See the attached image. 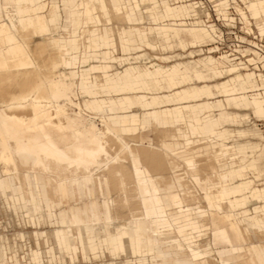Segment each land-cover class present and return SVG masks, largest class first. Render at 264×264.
Segmentation results:
<instances>
[{"label": "crops", "instance_id": "0c3cea01", "mask_svg": "<svg viewBox=\"0 0 264 264\" xmlns=\"http://www.w3.org/2000/svg\"><path fill=\"white\" fill-rule=\"evenodd\" d=\"M48 1L55 6L53 21L57 22L60 29L65 31V33L60 32L54 39L56 42L63 41L70 45L74 52L75 60L71 66H58V71L61 73L66 91L61 96L54 97L47 115L37 112L31 115L25 124L16 122L15 127L18 130L19 136L33 145H52L57 151L70 159L90 161L91 157L88 152L98 149L95 139L99 136L100 128L96 130L94 126H90L88 129H85L81 126L84 122L79 105L82 104L83 106L89 99H93L95 103V106L91 107L94 109L95 112H93L96 113L97 119H99V115L106 114L101 107L100 100L106 99L109 102L113 110L110 112L111 117L108 120V124L112 123V127H109L113 131L115 130V134L124 135L139 128V109L143 110L141 118H149V123H141V127L143 128L152 126V118L156 116L160 127L175 125L173 132L179 135L180 142L189 141L187 139L188 133L184 131L185 128L189 130L190 134L197 133L202 142L204 141L203 143H193V141L191 144L185 143L181 145L180 150H176L171 141L163 139V143L173 155L180 158L196 156V150H200L203 153L205 150L215 148L217 150L215 164L218 172H229L228 184L233 185V187H230V190L231 192L234 191L229 196V199L236 202L238 206L221 195L222 198L215 200L214 194H217L215 190L222 186H227V181L217 179L221 182L220 186L211 187V192L204 191V195L207 197L209 203L208 223L205 222L208 226L205 227V230L207 229L212 250L217 254V257H215L218 260V264H233L247 259V245H250L252 248L257 264H264V241L257 239V243L252 241L249 244L244 231V228L247 231H254L264 227V205L253 202V213L249 215L251 227L248 225L243 214L247 209L245 205L250 198L264 202V188H261V186H264V182L259 186L247 174V170H252L254 178L264 175V171L257 170L256 167L258 160H264V147L259 143L252 142H248L246 145H232L228 142L230 137L235 135L245 136L249 133L250 135L262 134V137L264 136V130L249 132L247 128L243 127L244 124H249L252 118L264 120V102L257 93H254L258 86L256 73L254 71L242 72L241 69L244 67L242 62H232L225 56H222L218 60L212 55H205L200 59H188L186 62L177 61L171 65H162L151 59H145L148 57L145 53L135 55L136 62L142 63V66L135 64L134 61V64H129L122 70L116 67V71L111 72L110 69L115 66V62L121 64L127 58L131 59V57L114 56L111 53L109 47L113 44V41L108 33L109 26L106 25L105 29L101 26V30L98 27H95V29L88 28L85 30L86 33L82 34L83 37L76 33L75 25L78 23L80 16H86L94 23H97L99 22V15H95V10L99 9L101 12H104L110 7L111 3L112 10L119 6L127 10L123 14L126 28L120 30V26H116V33L125 34L123 37H125L127 42L135 43L139 40L140 43L154 48L156 44L149 41L148 32H150L162 37V43H165V46H170V43L171 45L174 43L183 51H187L190 47L195 48L203 45L211 38L212 28H207L200 21L189 23L186 20V17L190 16L192 12H197L194 5L195 2H189L194 7V10H191L187 7L188 3H185V0L172 1L173 3H178L177 5L170 4L169 0H149L151 4L154 1L160 10L157 19L147 12V5L142 6L145 3L144 0H130L131 4L122 1L116 2V0L113 2H111L112 0H97V2L90 0L92 9H87L85 0ZM217 1L220 6H224L226 2L225 0ZM57 2L61 3V7L57 5ZM11 3V0H0V11L3 12L0 22L4 18V6ZM258 3L259 9L257 11L250 7V2L247 5L250 15L257 22H259L260 19L258 18L260 16L264 17V0H259ZM72 6L74 9H71ZM68 8L69 11L66 14V9ZM61 12L64 14L63 25L59 24V20L62 17ZM143 15L146 16L144 21L149 22V20H153L152 26L146 25L147 32L139 30L135 24L141 21L140 16ZM92 17L94 20H92ZM172 19L176 21V27L168 29V23H172L170 21ZM179 21H186L189 27H179ZM260 25V32L264 33V23H260ZM130 27L136 32L138 39H127L126 31ZM86 35L89 37L88 41L85 38ZM81 47L82 51L80 52ZM101 48L104 49L103 56L99 59L101 63H90L88 68H83L84 63H88V58L90 57L86 52L92 50L96 54ZM80 53H82V56H80ZM189 54L193 57V50H190ZM167 57L163 56L162 58L167 59ZM112 58H116V61L113 62ZM130 63L133 62L131 61ZM60 67L68 70L67 73L60 70ZM177 68L183 72L179 76ZM86 71L90 72L91 79L89 83L85 80L89 76ZM217 71L220 72L219 75H217ZM194 73L200 76V80H197V82H203L202 84H195V81H193ZM97 75H101L103 85L96 84ZM216 78H222V80L212 84L207 83ZM185 83H190L191 85L183 87ZM87 90L88 93L86 92ZM76 92L84 95L81 103L73 99L76 96ZM126 92L136 94L132 97L125 94ZM3 98H6V96H3ZM55 102L62 106L56 108L57 104ZM75 104L78 105L79 111L71 116L68 111V105ZM231 108L234 110H231ZM55 114H57L56 117L54 116ZM96 118L91 117L89 119L94 120ZM178 123L182 125H178ZM189 123L194 125L193 129H190ZM51 128L59 132H63L64 129L70 130L71 136L77 138L79 143L76 145L72 139L69 140L67 138L65 133H61L59 135L60 138L67 140V142L60 144L52 134ZM44 132L48 135H44ZM215 138H222V140ZM130 139L138 140L142 143L140 135ZM118 152L119 150L115 153L118 154ZM240 152L244 154L238 155ZM224 153L237 154V156L231 159H224ZM246 153L249 155L247 156ZM115 156V154L112 155L107 163L113 160ZM228 162L232 163L229 166H225ZM9 163H14L17 166V161L15 159L12 160L7 136L4 130L0 128V164L2 165V169L0 168V192H4L5 195L11 193L9 196L15 202L13 205L21 208L27 216V221L32 224L30 230H20L17 232V235L20 237H32L36 243L42 245V247L38 246L32 253V258L36 264H43V258H46L47 261L52 260L53 264H95L91 261L90 257L102 254L103 250L110 257H115L113 254L117 256L122 252V254L127 255L123 243L127 238L123 240L118 238L116 240L114 231L105 224V222L110 223L112 221L107 203L109 200L115 201L114 196H107L108 192L111 193L107 183L103 182V190L97 193L94 182L91 181L88 186L90 194H87L85 179L79 176L77 179L79 185L72 192H69L68 183L63 178L59 181V188L57 190L59 197L56 198L53 197L52 192L49 193L50 190L45 175H41L39 178L34 179V181H30L33 185V188H30L28 186L29 182L20 180L21 177L18 174L17 176L11 174ZM141 164L148 171V174L153 177L156 176L153 172L149 171L146 162H142ZM105 166L106 164L104 163H98L96 166L97 171L101 172ZM118 166L120 167V165ZM164 169L167 171H163L157 174V176H169L174 180L176 185L186 182L189 184L188 187L191 190L192 186H190L191 184L188 181L199 188L200 191L203 184L207 185L213 182V180H209L207 177V165L202 173V176L205 177L204 180H201L199 175L189 177L186 171L179 166L171 169L166 164ZM182 170L186 176L184 180L177 174L178 171ZM81 178L84 180V183L81 182ZM22 185L26 188L23 189ZM77 191H82L89 197L76 195L74 198ZM159 194L158 192V198ZM161 198L162 195L160 196ZM221 199L225 200L226 203L229 201L228 209L213 207L212 203L221 201ZM66 201L67 204H64ZM90 201H94L95 203L89 204ZM94 204L96 205V222L93 221L92 213L89 211ZM82 205H85V210L81 209ZM44 209L47 211L46 215L48 218L43 216L42 211ZM56 209H58V212H56ZM129 215H131V218H125L126 224L123 226L133 228L136 226V223L132 221L133 215ZM106 217H108V220L104 221ZM147 221H150V219L147 218L146 223ZM44 222L53 224V228L48 231V229L38 226ZM160 229L157 226L152 227L155 239L165 238L160 236ZM179 229L181 228L179 227ZM61 230L68 233L66 236V246L63 244ZM195 231L200 232V236L206 233L204 232V222L201 225L198 224ZM74 232L77 243L74 240ZM129 239V250L130 253L134 254L135 259H129L128 262L132 263V261L138 260L139 264H147V255L143 256L138 251L139 247L142 249L143 245H138L132 235H129ZM165 241L159 244L155 243L154 249L157 248V245L161 246L166 243ZM73 247L75 249H79L80 247V251L75 252ZM153 252L152 250L148 254L150 255L151 264H195L189 256V260L184 261L183 256L176 251H174V255L159 254L160 256L153 255ZM243 252L245 254H242ZM105 264H116V261L110 259Z\"/></svg>", "mask_w": 264, "mask_h": 264}, {"label": "bare ground", "instance_id": "6f19581e", "mask_svg": "<svg viewBox=\"0 0 264 264\" xmlns=\"http://www.w3.org/2000/svg\"><path fill=\"white\" fill-rule=\"evenodd\" d=\"M11 1V4L4 6V18L3 21L0 22V79L5 81L6 77H12L9 78V81L6 79L8 82L4 83V85L6 84L5 86L8 87V84L11 85L14 83V81H12V83L10 81L13 79V76L17 78H28L27 80H29L30 77L32 79L34 77L36 78L35 83L32 85L30 84V86L27 84V87L25 86V80H21L22 83L24 82L25 88L22 90L19 89L18 91H14L13 89L12 91L9 90L10 92L6 94V98L0 95V128L4 130L13 158L17 161V166H15L14 163H10V167L13 170L12 175L17 176L18 174L22 178H20V180L29 182L28 186L30 188H33L30 181H34V179L39 178V176L45 175L50 190L49 193L52 192L53 197L56 198L59 197L57 193L59 181L63 178H65L68 183V191L72 192L74 188L79 185L77 180L78 177H83L86 182L85 187L87 194H90L88 186L91 181L94 182L97 193L103 190V182H105V184L107 183V185H109L115 197V201L109 200L107 203L112 221L110 223L105 222V224L116 231L117 234L119 231L131 233L138 245L146 246L151 252L154 249V245L156 246L152 227L157 226L161 228V233H159L160 236L169 239V242L161 246L157 245V253L169 254L176 251L182 256H189L194 262H197V260L201 258L204 259V263L198 262L197 264H218L217 258L215 257L213 259V255H210L213 250L208 235L206 238L202 239L201 236L198 237L187 230L179 229L178 226L179 221L182 219L187 221L193 220L194 222L197 221L200 225L204 220L208 223L209 203L207 197L205 195L200 197V189L190 181L192 190L190 187H184L185 182L178 184L180 188L177 189L175 188L176 185L172 178L169 176L153 177L148 174V171L143 168L141 164L142 162H146L150 172L164 169L166 164L170 166L171 169L175 166H179L186 171L189 177L199 175L201 180L205 178L202 176V173L207 165V177L209 180H214L216 178L222 181H228L229 172H218L217 170L215 164L217 150L215 148L203 151L201 156L194 155L189 158H180L173 155V153L164 146L163 137H161V135L159 136L162 139L160 140L159 138L158 143L155 142L157 141V139H155L154 142L143 144L138 140L128 139L123 134H115L113 129H110L108 125V120L111 117L110 112L113 109L106 99L100 100L101 107L106 114L99 115L101 127L99 136L95 139L98 149L88 152L91 157L90 161L70 159L57 151L52 145H33L19 136L18 130L15 127L16 122L25 124L28 122V118L37 112L47 115L54 97H59L66 91L61 73L54 70L53 66L55 64L71 66L74 63L75 55L70 45L63 41L56 42L54 39L56 36L49 34L52 28L50 25V16L48 14L38 13L39 15H37V17L33 14L24 15L22 13V4L25 0ZM28 1L30 4L34 5L39 12L43 11L47 6V0ZM144 1L147 3L149 0ZM171 1L178 2L183 0ZM212 1L215 10L221 14L222 17L231 19V17H227L226 8V14L224 15L218 8V6H220L218 2ZM85 3L87 9H92L90 0H85ZM202 7L203 6L199 3V8L201 9ZM195 8H197V5ZM146 9L148 13L154 11L153 5L146 6ZM204 10H202L200 17L194 12L188 16L186 20L189 23L200 21L206 25L207 28H212L210 38L212 41L216 27L214 23L204 20L203 16L208 13L206 8ZM113 11L116 15L125 14L127 12L125 8L120 6L114 8ZM238 11L240 13L244 12L241 7L238 8ZM159 13L160 10L157 9L154 12V16L158 18ZM102 15L103 12L101 16ZM260 17L258 18L260 19L259 21L264 23V17ZM192 18H198V20L191 21L193 20ZM104 22H102L103 29L106 27ZM185 24V21L178 22L179 27L185 26ZM90 29H95V27H90ZM40 33L44 35L39 36ZM34 38H37V40L35 39L36 43L38 42L37 44L45 49H43L45 53L43 51V53L41 52L43 54L41 57L36 55L38 54L37 50L39 46H36L35 42L36 47L33 46ZM248 45L249 46L243 50H248L254 57L244 58L243 60L239 58L236 61V59L229 57L225 52H213L211 49H209V52L214 53L217 59L225 56L236 63L242 62V65H244L247 70L252 68L258 80V86L254 93H257L264 102V71L260 70L258 64V62L262 61V58L260 53L253 47V42L248 43ZM35 48L38 49L36 50ZM115 69L116 66L112 67L110 71L114 72ZM45 70H49L51 74L48 73L50 74L48 75L47 72L45 74L43 72ZM18 80L20 79H17V81ZM15 83L17 84L16 81ZM96 84L103 85L101 75L96 76ZM13 85H11V88ZM5 86L3 87L5 88ZM24 86L22 85V87ZM16 87L18 86L16 85ZM86 92L88 93V90ZM88 108L94 111L91 106H88ZM152 126L155 130L161 131L156 116L152 118ZM189 127L193 129L194 125L189 123ZM165 131V135L162 136L170 135V140L176 150H180L182 144L189 143V141L180 142L177 133L169 132V130V133H167V130ZM155 132L156 131H154V134ZM111 138H114L115 142H111ZM114 143L119 145V147H112L111 144ZM117 150H119L118 154L115 153ZM114 154L116 156L113 160L107 163ZM240 154L244 153L240 152L238 155ZM246 155L248 156L249 154L246 153ZM236 156L237 154L224 153V159H231ZM98 163L106 164L101 172L97 171L96 166ZM118 165H120V167ZM16 168L18 170L20 168L19 173L15 171ZM22 188L24 189L26 187L22 185ZM161 190L165 191L167 195L160 199L157 194ZM257 190L259 191L258 188ZM215 192L221 196L227 197V193L231 192V190L228 189L227 186H222L216 189ZM180 198L182 200H180ZM197 201H199V204L197 203L198 205L196 204ZM221 201L219 200L212 203L213 207L228 209L230 204L229 201H227V205L224 204L226 203L225 200L221 199ZM93 206L96 208L95 204ZM114 208L115 211L116 209L118 210L117 212L119 214L123 212L127 215L132 214V221L136 223V226L133 228L123 226L126 224L125 218L121 217V219H116L112 214ZM117 212L115 213L117 214ZM172 215L175 216L172 217ZM120 216H122V214ZM147 218L151 221V227H148L146 224ZM20 230L26 229H16L13 227L10 232H4V235L0 234V239L4 242L5 248L4 256L0 253V264H36L32 258V253L38 246L42 247V245L36 243L33 238H31L33 239L31 243L29 236H18L17 232ZM244 231L249 244L254 241L251 234L253 232L256 239L264 241V227L259 230H254L253 232L247 231L244 228ZM60 233L61 235L68 234L62 230ZM148 233H150V236H148ZM74 235L75 243H77L75 232ZM117 238H120V236L118 235ZM17 239L20 240L18 243ZM142 241H144V243H142ZM246 251L248 253L247 259L237 261L233 264H257L250 245H247ZM43 264H53V261H47L46 258H43Z\"/></svg>", "mask_w": 264, "mask_h": 264}, {"label": "rangeland", "instance_id": "374dc122", "mask_svg": "<svg viewBox=\"0 0 264 264\" xmlns=\"http://www.w3.org/2000/svg\"><path fill=\"white\" fill-rule=\"evenodd\" d=\"M96 2H97V0H95ZM114 0H112L111 2H113ZM118 1H122V2H125V3H127V4H131V1L130 0H116V2H118ZM210 1H212V0H210ZM222 1V0H221ZM226 2V5H224V6H218V8H219V10H220V12L222 13V14H226V12H225V8L227 7V4H228V0H225ZM233 1V6H234V10H235V13L237 14V18L240 20V22H242V26L245 28V30H247V31H249V30H251V31H255V30H257L258 32H260L261 31V25H260V23L259 22H257V20L255 19V18H253L251 15H250V12H249V10L247 9V5H249V2H250V7L253 9V10H258L259 9V0H254V1H252V0H232ZM185 3H188V6L187 7H189L191 10H194V7L192 6V4H190L189 2H195L194 3V5L196 6L197 5V8H195L196 9V11L197 12H195V13H197L198 14V16L200 17V15H201V13H202V10H204L205 9V6L204 5H202L203 7L200 9L199 8V3H197V0H185L184 1ZM215 2H218L217 0H215ZM214 2V3H215ZM169 3L170 4H172V5H177L178 3H173L171 0H169ZM219 3V2H218ZM80 7H81V1H80ZM114 4V3H113ZM147 4V6H149V5H153V10L154 11H152L151 13H149L150 15H152V16H154V12L157 10V9H159L157 6H156V4L154 3V1H153V4H151L150 3V1H147V3H144V4H142V6L143 5H146ZM57 5H59V7H61V3L59 2H57ZM109 5V4H108ZM238 6V7H237ZM109 7V6H108ZM237 7V8H236ZM239 7H241L242 9H243V11L245 12L244 14H241L239 11H238V8ZM254 7H256V8H254ZM70 8V7H69ZM69 8L68 9H66V14H67V12L69 11ZM215 8V7H214ZM71 9H74V7L72 6L71 7ZM54 10H55V6H54V4L53 3H50L48 0H47V6H46V8L43 10V11H37V9L35 8V6L34 5H32V4H30V2L28 1V0H25L24 2H23V11H22V13L24 14V15H30V14H33L35 17H37V15H39L38 13H40V14H48L49 16H50V25H51V28H52V30L49 32V34L50 35H53V36H57V35H59L60 34V32L61 33H65V31L63 30V29H60V27H59V25H58V23L57 22H54L53 21V16H55V14H54ZM205 11V10H204ZM194 12H192V13H194ZM62 13V17L60 18V20H59V24L60 25H63V23H64V14H63V12H61ZM95 15H99V22H97V23H94L93 21H91V19H89L88 17H86V16H80L79 18H78V23L75 25L76 26V33L78 34V35H82L83 33H86L85 32V30L86 29H88V28H90V27H98L99 28V30H101V26L103 25L102 24V22H104L107 26H109L108 27V33H109V36H110V38H111V40L113 41V44L109 47V49H110V51H111V53L114 55V56H124V57H128V56H130L131 57V59H126L124 62H122L121 64H119L118 62H115L116 61V58H112V60H113V62H115L114 64H115V66L117 67V68H119V70H122V69H124L125 67H127L129 64L131 65V64H134V61H135V64H139L140 66H142L143 64L142 63H138V61L136 62V58H134V56L136 55V54H140V53H145V55L146 56H148V57H146L145 59H151L152 61H156V62H158V63H160V64H162V65H171L172 63H174V62H177V61H182V62H186L188 59H196V58H198V59H200V58H202L203 56H205V55H212V56H214L215 58H216V55L214 54V53H210L209 52V49H211V47H213V45H211V40H208L207 42H205L203 45H201V46H197V47H195V48H189V49H187V51H183L177 44H172L171 45V43H170V46L169 45H167V46H165V43H162L163 42V39H162V37H160V36H158L157 34H154V33H150V32H148V36H149V41L150 42H152V43H155L156 44V46L154 47V48H151V47H149L148 45H145L144 43H140L139 42V40H137L135 43L134 42H127V40H125V37H123L125 34H123V33H119V32H117L116 33V26L117 25H119L120 26V30H122V28H126V26H125V24H124V20H125V17H124V15L123 14H120V15H116V13L111 9V3H110V7L106 10V11H104L103 12V15L105 16H101V14H102V12L99 10V9H96L95 10ZM2 14H3V12L2 11H0V19H2ZM86 14V13H85ZM141 14V13H140ZM87 15V14H86ZM142 15V14H141ZM103 17V18H102ZM145 17L146 16H140V22H136L135 24H136V27H138V29L139 30H141V31H148V29L146 28V25H148V26H152L153 25V20H149V22L148 21H144V19H145ZM227 17H231V20L234 18L232 15H229L228 14V12H227ZM155 18H157V17H155ZM187 18V17H186ZM102 19V20H101ZM158 19V18H157ZM193 20H191V21H195V20H198V18H196V19H194V18H192ZM225 19H229V18H225ZM92 20H94V18L92 17ZM230 20V19H229ZM172 23H168V29H171L172 27L174 28V27H176V21L175 20H170ZM185 23H186V21H185ZM93 24V25H92ZM94 24H95V26H94ZM189 27V25L186 23L185 24V26H182V28H188ZM192 30V29H191ZM127 39H138L137 37H138V35L136 34V32L133 30V28L132 27H130V28H128L127 29ZM117 34V35H116ZM44 34L43 33H40L39 34V36H43ZM86 40L88 41L89 40V37H88V35H86ZM35 39L37 40V38H34V41H33V46H35V43H36V41H35ZM67 40V39H66ZM35 42V43H34ZM38 43V42H37ZM36 43V46H39L38 48H35L36 50H37V52H38V54H36V55H38L39 57H41V56H43V52L45 53V51H43V49H44V47H41L39 44H37ZM162 43V44H161ZM250 43V42H249ZM137 44V45H136ZM35 46V47H36ZM137 46H139V48H137ZM247 46H249V45H247ZM246 45L244 46V48H246L247 47ZM41 47V48H40ZM41 50V51H40ZM45 50V49H44ZM190 50H193V57H191V54H189V51ZM43 51V52H42ZM80 52L82 51V47H81V49L79 50ZM42 52V53H41ZM103 52H104V49H102L101 48V50H99L96 54H95V52H92V50H90V51H88V52H86V54L88 55V56H90L89 58H88V63H84V66H83V68H88V66L90 65V63H95V64H100L101 63V61L99 60L102 56H103ZM40 53H41V55H40ZM81 55L80 56H82V53H80ZM246 54V55H245ZM244 55H245V58H249V57H254L251 53H249V51L247 50V53H245ZM163 56H168L167 57V59H165V58H162ZM93 57V58H92ZM133 57V58H132ZM241 59V58H240ZM219 60V59H218ZM238 59H236V61H237ZM241 60H243V59H241ZM133 62V63H130V62ZM232 62H235V61H232ZM142 64V65H141ZM58 66H61L60 64H55L54 66H53V69L54 70H57L58 71ZM123 66V67H122ZM60 70H62L63 72H65V73H67V71L68 70H66V69H64L63 67H60ZM251 71H253V69L251 68L250 69ZM250 70H247L246 69V67H243L242 69H241V71L242 72H246V71H250ZM116 71V70H115ZM114 71V72H115ZM45 74H46V72H47V74L48 73H50L51 74V72L49 71V70H45V71H43ZM177 72H178V76L179 75H181L183 72H182V70L181 69H179V68H177ZM257 72V71H256ZM86 73L89 75L90 74V72L89 71H86ZM219 71H217V75H219ZM50 74H48V75H50ZM188 76H189V79L191 80V77H190V75L188 74ZM196 76V77H195ZM5 78V77H4ZM9 78H12V77H9ZM9 78L8 77H6V79L9 81ZM16 78V79H15ZM31 78V77H30ZM30 78H29V80H27L28 78H24V77H20V78H17V77H15V76H13V79H11L10 81H11V83H12V81H14V83H12L11 85H13L12 86V88H11V85H9L8 84V87H6L5 85H4V83H7L8 81L5 79V81H3L2 79H0L1 81H3V82H1L0 81V95L1 96H7L6 94L8 93L9 94V92L10 91H12V89L14 90V91H18L19 89L20 90H22V89H24L25 88V86L27 87L28 85L30 86V84L32 85V84H34L35 83V80H36V78L34 77L33 79L31 78V80H30ZM197 78V79H196ZM17 79H20V80H18L17 81ZM90 79H91V77H90V75L89 76H87L86 78H85V80L86 81H88V83H89V81H90ZM24 81L26 84H25V86H24V82L22 83V81ZM197 80H200V76L198 75V74H193V81H195V84H202L203 82H197ZM222 80V78H216L215 80L214 79H212V81H208L207 83H209V84H212V83H216V82H220ZM15 81L17 82V84L15 83ZM21 81V82H20ZM27 81V82H26ZM33 82V83H31V82ZM20 82V83H19ZM3 83V84H2ZM22 83V84H21ZM28 84V85H27ZM16 85L18 86V87H16ZM19 85H20V88H19ZM22 85L24 86V87H22ZM189 85H191L190 83H185L184 85H183V87H186V86H189ZM3 86H5V88L3 87ZM14 87V88H13ZM22 87V88H21ZM18 88V89H17ZM2 89V90H1ZM10 90V91H9ZM3 91H5V92H3ZM8 91V92H7ZM3 94H5V95H3ZM125 94H127V95H130V96H134L136 93H128V92H126ZM84 98V95L83 94H81V93H79V92H76V96L75 97H73V99L75 100V101H78V102H80L81 103V101H82V99ZM55 104H57L56 105V108H58V107H61L62 105H60V104H58L57 102H55ZM78 105L77 104H75V105H68V111H69V114L71 115V116H73L74 115V113H76V112H78L79 111V108L77 107ZM80 107H81V109H80V113H81V115H82V119H83V124L81 125L82 126V128H85V129H88L90 126H94L95 127V129L97 130V129H99L100 127H101V122L99 121V119H97L96 117V113H94L92 110H89V108L87 107V106H95V103L93 102V99H89V101L88 102H86L83 106H82V104H80L79 105ZM231 110H234L233 108H231ZM132 111H134V109H132ZM142 112H143V110L142 109H139V111H138V113H139V115H140V120H139V125H138V129H136V130H134L133 132H129V133H125L124 135H125V137L126 138H136L137 137V135H140L141 136V139H142V143L143 144H146L147 142H154L155 141V139H157V141H155V142H157L158 143V139L160 138V140L162 139L161 137H163V139H166L167 141H171L170 139H171V137H170V135H168V136H162V135H165L164 133L166 132L165 130H167V133H169V132H173V127L175 126H172V125H167V126H164V127H160L159 129H161V131L159 130V131H157V130H155L154 128H153V126H146V127H141V123H149V118H141V116H142ZM56 115L57 114H55L54 116L56 117ZM96 118V119H94V120H92V119H89V118ZM165 120H167V118H165ZM85 124V125H84ZM110 127H112V123H109L108 124ZM178 125H182L181 123H178ZM230 127H232L233 128V126L232 125H230ZM243 127L244 128H247V130H249V132H255V131H262V130H264V120H257V119H255V118H252L251 119V122L249 123V124H244L243 125ZM235 128V127H234ZM52 130H51V132H52V134L54 135V137L57 139V141L60 143V144H63L64 142H67V140H62L61 138H60V134L61 133H65L66 134V136H67V138L69 139V140H71L72 139V141L73 142H75L76 143V145L79 143V140L77 139V138H74L73 136H71V131L70 130H68V129H64L63 130V132L62 131H57L56 129H54V128H51ZM163 129H164V131H163ZM156 131L155 132V134H154V131ZM168 130H169V132H168ZM115 131V130H114ZM184 131L186 132V133H188V137H187V139H189V144H191L192 143V141H193V143L194 142H199V143H203L202 142V140L199 138V135L197 134V133H194V134H190L189 133V130L187 129V128H185L184 129ZM35 132H37V131H35ZM44 135H48L46 132H44L43 133ZM159 135H161V137L159 136ZM128 136V137H127ZM155 136V137H154ZM156 136H158V137H156ZM72 137V138H71ZM215 139H221L222 140V138H215ZM111 140V142L112 141H114L115 142V139L114 138H111L110 139ZM195 140H198V141H195ZM131 141V140H130ZM72 142V143H73ZM117 142V141H116ZM132 142V141H131ZM206 142V141H205ZM229 144H232V145H236V144H244V145H246L248 142H252V143H259V144H261V146L262 147H264V136L262 137V134L261 135H250L249 133H247L245 136H238V135H235V136H233V137H230V139H229ZM115 144V143H114ZM111 144L112 145V147H114L115 146V148L116 147H119V145H117V144ZM119 144V143H118ZM188 144V143H187ZM75 145V146H76ZM111 145H109V146H111ZM117 145V146H116ZM75 146H74V148H75ZM10 148V147H9ZM208 148V147H207ZM10 152H11V157H12V160H14V158H13V155H12V151H11V148H10ZM195 154L197 155V156H201L202 155V152L200 151V150H196L195 151ZM239 154V153H238ZM220 156V155H219ZM230 163H232V162H228V163H226V165L225 166H229V164ZM256 167H257V170H260V171H264V160H258L257 161V163H256ZM0 168L2 169V165L0 164ZM9 170L11 171V174H12V172H13V170H12V168L10 167V163H9ZM19 170H20V168H19ZM17 168L15 169V171L17 172V171H19ZM166 172L167 170L166 169H159V170H156V171H154L153 173L157 176V174H160L161 172ZM248 171V176L250 177V178H252V179H254V183L255 184H258L259 186L260 185H262L263 184V182H264V175H261V176H258V177H253V173H252V170H247ZM106 173V172H105ZM177 174H179L182 178H183V180L184 179H186V176H185V174L183 173V170L182 171H178L177 172ZM155 176V177H156ZM81 182L82 183H84V180L81 178ZM188 183H190L189 181H188ZM227 183V188L228 189H230V187H233V185H230V184H228V181L226 182ZM176 185V184H175ZM188 185L189 184H186V182H185V185H184V187L185 188H187L188 187ZM221 185V182H219L217 179H215V180H213V182H211V183H209V184H203L201 187V192L199 193L200 195V197L201 196H204V191H207V192H211V187L212 188H214V187H216V186H220ZM109 186V185H108ZM175 188H177V189H179L180 188V186L179 185H176V187ZM261 188H264V186H261ZM111 191V190H110ZM234 191H232V192H229V193H227V197H226V200H230L229 199V196L233 193ZM160 194H159V198H160V196L162 195V198L165 196V195H167V193L165 192V191H160L159 192ZM9 195H11V193H8V194H6L5 195V193L4 192H0V219H1V221H0V224H3L4 225V229H1L0 228V232L1 233H7V228H8V226H14L16 229H20V228H24V229H26V230H30L31 228H32V224H30L28 221H27V216L25 215V213H23V211H22V209L21 208H19V207H16L17 205H13V203H15L14 202V200H12V198L9 196ZM76 195H80V196H82V197H89V196H87L86 195V193H83L82 191H77V193L74 195V198L76 197ZM102 196V195H101ZM107 196L108 197H113L114 196V194H113V191H111V193L110 192H108L107 193ZM263 196H264V193H263ZM214 197H215V200H218L219 198H222L219 194H214ZM180 200H182L181 198H180ZM199 200H201V199H199ZM230 201H232V200H230ZM201 202H203V201H201ZM222 202V201H221ZM233 203H235V205H237V203L236 202H234V201H232ZM253 202H257L258 204H262V205H264V202L263 201H258V200H255V199H253V198H250L249 199V201L246 203V205H245V208H247L244 212H243V214H244V218L246 219V221H247V223H248V225L251 227V223H250V221H249V215H252V213H253V209H252V207H253ZM93 203H95L94 201H90V203L89 204H93ZM199 204V201H197L196 202V204ZM204 203V202H203ZM202 203V204H203ZM64 204H67V201L64 203ZM197 204V205H198ZM201 204V205H202ZM225 205H227V203H224ZM223 204V205H224ZM64 206V205H63ZM62 206V207H63ZM85 205H82L81 206V209L82 210H85V207H84ZM179 206H181V205H179ZM238 206V205H237ZM162 207V206H161ZM88 209V208H87ZM81 210V211H82ZM89 210V209H88ZM91 213H92V216H93V221L94 222H96V208H95V206H92L91 207V209L89 210ZM105 211V210H104ZM113 211V216L116 218V219H121V217L122 218H131V215H127L126 213L124 214V212L123 213H118L117 211V209H116V211H115V208L112 210ZM56 212H58V209H56ZM115 212H117V214L115 213ZM191 212V211H190ZM189 212V213H190ZM42 213H43V216L44 217H47L48 218V216L46 215L47 214V211H46V209H44L43 211H42ZM119 214V215H118ZM122 214V216H120ZM191 214V213H190ZM108 220V217H106V220H104V221H107ZM204 222V232H206V233H204V234H202L201 235V238L203 239V238H206L207 237V234H208V232L205 230V227H207L208 226V224H206L205 223V220L203 221ZM148 226H151V221H147V223H146ZM199 223L196 221V222H194L193 220H191V221H187V220H180L179 221V227L181 228V229H183V230H187V231H189L190 233H192V234H195L196 236H198V237H200V232H196L195 231V229H196V227H197V225H198ZM200 225V224H199ZM39 227H41V228H44V229H48V231H50L52 228H53V224H49V223H47V222H44V223H40L39 225H38ZM156 228V227H155ZM113 230V229H112ZM114 231V230H113ZM116 231H114V233H115ZM251 232H253V230H251ZM159 233V232H158ZM161 233V232H160ZM252 234V237H253V240H254V242L255 243H257V239H256V237H255V235H254V232L253 233H251ZM120 236V235H122V236H120V238L123 240L125 237L127 238V240L126 241H124L123 243H124V246H125V248H126V254L127 255H125V254H122V253H120L119 255H115V254H113L115 257H110L109 256V254L105 251V250H103V253L102 254H100V255H98V256H96V257H90V259H91V261L93 262V263H95V264H105V262L106 261H108V260H110V259H112V260H114V261H116V264H139L138 263V260H135V261H132V263L131 262H128V260L129 259H135V256H134V254L133 253H130V250H129V235H131V233H129V232H123V231H119V233L117 234V232L115 233V238H116V240H118V238H117V236ZM66 236L67 235H62V240H63V244H64V246H66ZM148 236H150V233H148ZM204 236V237H203ZM65 237V238H64ZM70 237V236H69ZM158 237V236H157ZM156 237V238H157ZM32 237H29V240H30V242L32 243V240L33 239H31ZM49 238H50V240H51V236H50V233H49ZM71 239V238H70ZM164 240H166L165 242H169V239L168 238H164V239H155V243L156 244H159V243H162V242H164ZM234 240V239H233ZM235 242H236V240H234ZM73 249H74V251L76 252V251H80V247H79V249H75L74 247H73ZM156 249L157 248H155V249H153V255H156V256H160L159 254H163V253H157L156 252ZM139 251H140V254L141 255H143V256H146L147 255V257H148V260H147V264H151V260H150V255H148V254H150L151 252L149 251V249L147 248V247H145V246H142V249L139 247ZM212 252V251H211ZM130 253V254H129ZM170 254H173L174 255V252H172V253H167V254H164V255H170ZM242 254H245L244 252L242 253ZM212 257H213V259L215 258V256L217 257V254L215 253V252H212L211 254H210ZM66 257V256H65ZM183 259H185L184 261H187V260H189V257L188 256H183ZM204 261V259H199V260H197V262L195 261L194 263L195 264H197L198 262H203ZM204 263V262H203Z\"/></svg>", "mask_w": 264, "mask_h": 264}, {"label": "built area", "instance_id": "2783aa9c", "mask_svg": "<svg viewBox=\"0 0 264 264\" xmlns=\"http://www.w3.org/2000/svg\"><path fill=\"white\" fill-rule=\"evenodd\" d=\"M197 3L204 5L208 11L207 15L203 16L206 22H212L215 25V33L211 45L213 52H225L233 59H244L247 51L243 50L244 46L249 42H253V47L260 53L262 61L258 62L261 71H264V33L255 31H247L242 26V22L237 18L235 13L233 1L228 0L226 11L234 18L231 20L225 19L219 14L215 8L213 1L210 0H197ZM245 54V55H244ZM1 221V219H0ZM14 226H8L7 232H10ZM0 228L4 229V225L0 224ZM3 234L4 233H1ZM20 240L17 239V243ZM0 253L4 256L5 248L4 242L0 239Z\"/></svg>", "mask_w": 264, "mask_h": 264}]
</instances>
